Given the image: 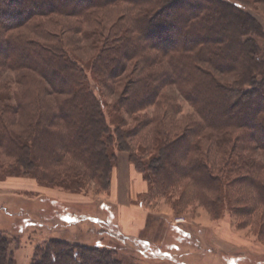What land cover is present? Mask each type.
Wrapping results in <instances>:
<instances>
[{"label":"trees","instance_id":"obj_1","mask_svg":"<svg viewBox=\"0 0 264 264\" xmlns=\"http://www.w3.org/2000/svg\"><path fill=\"white\" fill-rule=\"evenodd\" d=\"M250 4L0 0V71L15 73L17 85L12 91L0 76V178H33L73 193L93 182L108 191L118 152H126L149 194L168 197L188 180L214 219L226 211L256 218L261 208L264 240V27L239 6ZM123 5L127 11L107 24L104 15ZM53 15L76 20L68 30L74 43L24 32ZM168 87L195 117L176 120ZM143 133L148 139L135 151L132 141ZM172 205L178 212L180 202ZM115 253L54 239L36 248L31 264H124ZM0 264H16L1 231Z\"/></svg>","mask_w":264,"mask_h":264},{"label":"rangeland","instance_id":"obj_2","mask_svg":"<svg viewBox=\"0 0 264 264\" xmlns=\"http://www.w3.org/2000/svg\"><path fill=\"white\" fill-rule=\"evenodd\" d=\"M250 1V6H239L254 14L264 27V0ZM126 7L123 5L105 14L107 24L115 22L124 14L127 11ZM76 24L75 19L53 15L35 19L24 32L41 42L48 39H64L66 43H74L76 41L74 38L77 36L68 33V30L74 29ZM0 76L4 80H9L12 91L17 89L14 83L15 73L0 71ZM90 80L91 83L95 82L91 77ZM33 92L40 99L46 98L39 88L34 87ZM164 93L170 95L179 106V113L175 117L178 122H188L196 116L194 109L174 88L168 87L164 89ZM106 100L111 102L112 96ZM171 106L172 104L164 103L163 108L170 110ZM156 110V107H151L145 112L152 115ZM129 122H132L130 118ZM144 136L143 133V137L139 136L132 141L135 151L139 149V142L144 140ZM1 157L2 160H7L4 156ZM259 158L264 161V154ZM7 178H0V181ZM48 188L60 191L59 187ZM193 192L192 183L183 180L176 184L168 197L153 191L142 199L153 209L147 229L140 238V240L149 241V247L144 243L140 245L135 239H126V241L122 239L117 225L113 223V218H108L112 211L108 209L103 214L105 208L99 207L98 199L103 190L93 182L87 184L81 193L96 199L94 203L98 206L67 209L60 206L59 199H52L56 197L26 200L22 197V193L1 196L0 231L10 238L16 264H31L36 248L54 239L87 247L115 250L114 257L121 259L124 264H264V240L257 235L262 226L263 218L260 217L263 210L258 209L256 218L238 216L226 211L223 218L214 219L195 200ZM172 200L180 202L178 212L174 211ZM95 207L96 209H93ZM88 209L92 212L97 210V212H93V216L80 218L79 214ZM165 211L167 215H160ZM107 214L108 217L105 219ZM93 217L103 223H95ZM108 227L114 231H110ZM228 231L241 234L242 243L233 242L232 234L226 235ZM225 236H230V239Z\"/></svg>","mask_w":264,"mask_h":264},{"label":"crops","instance_id":"obj_3","mask_svg":"<svg viewBox=\"0 0 264 264\" xmlns=\"http://www.w3.org/2000/svg\"><path fill=\"white\" fill-rule=\"evenodd\" d=\"M17 194H21L26 200L42 197H56L52 199H59L60 206L62 208L66 207L67 209L100 205V208H105L103 214H105V211H108V209L112 211V214H110L111 216L108 217L107 214L105 219L107 217L113 218V223L117 225L118 232L122 236L133 240H139L141 238L142 234L147 229L150 213L153 210L151 205H147L145 204L146 201H142V199L149 195V184L130 162L126 152H118V161L112 173L111 187L108 191L103 190V193L99 195L98 201L100 203L98 205L94 203L97 200L89 195L81 192L71 193L63 189L59 191L44 187L33 178L9 177L4 181H0V197ZM93 209H96V207ZM93 212L96 213L97 210ZM93 212L88 209L86 212L80 213L79 216L80 218L93 216ZM166 212L167 211L160 215H167ZM92 219H94L95 223H103L97 220L96 217ZM108 228L110 231H114L111 227ZM233 233L228 231L226 235L232 234V241L241 244V234ZM225 237L230 239V236ZM143 243L144 242H142V244Z\"/></svg>","mask_w":264,"mask_h":264}]
</instances>
